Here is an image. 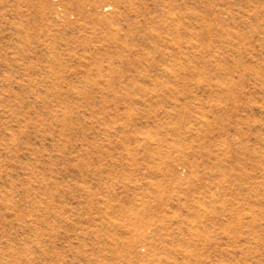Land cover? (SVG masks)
Masks as SVG:
<instances>
[{"label":"rangeland","instance_id":"rangeland-1","mask_svg":"<svg viewBox=\"0 0 264 264\" xmlns=\"http://www.w3.org/2000/svg\"><path fill=\"white\" fill-rule=\"evenodd\" d=\"M0 264H264V0H0Z\"/></svg>","mask_w":264,"mask_h":264}]
</instances>
